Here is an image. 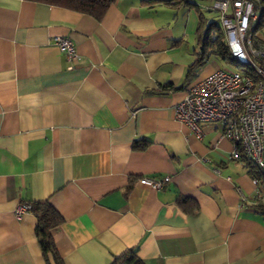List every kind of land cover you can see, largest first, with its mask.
Here are the masks:
<instances>
[{"label":"crops","instance_id":"crops-1","mask_svg":"<svg viewBox=\"0 0 264 264\" xmlns=\"http://www.w3.org/2000/svg\"><path fill=\"white\" fill-rule=\"evenodd\" d=\"M185 1L117 0L98 20L0 0V264H48L36 217L14 214L33 201L64 217L51 233L65 264L130 249L144 264H264L246 163L219 123L196 138L175 116L188 87L221 69L211 56L187 73L200 18L220 24L214 0ZM58 36L76 45L72 70ZM137 139L150 144L134 150ZM164 176L158 190L138 182Z\"/></svg>","mask_w":264,"mask_h":264},{"label":"built area","instance_id":"built-area-1","mask_svg":"<svg viewBox=\"0 0 264 264\" xmlns=\"http://www.w3.org/2000/svg\"><path fill=\"white\" fill-rule=\"evenodd\" d=\"M257 0H214L210 8L217 12L224 42L234 68L218 69L191 84L183 100L175 106L177 120L184 123L196 138L202 136L204 123H219L222 134L232 143L231 157L264 169V42L257 39L253 23ZM74 69L79 54L67 37L54 38ZM162 178H140V184L154 190L169 182ZM256 199L264 198V186L252 177ZM241 200L245 198L241 195ZM22 202L14 210L17 218L30 211Z\"/></svg>","mask_w":264,"mask_h":264},{"label":"trees","instance_id":"trees-1","mask_svg":"<svg viewBox=\"0 0 264 264\" xmlns=\"http://www.w3.org/2000/svg\"><path fill=\"white\" fill-rule=\"evenodd\" d=\"M40 1L50 5L61 6L69 9L76 10L81 13L89 14L96 19L100 20L106 14L108 8L117 0H33ZM164 3H170L173 0H160ZM185 4L191 5L188 1L180 0ZM152 2V0H148ZM254 11L257 13L258 18L253 23L254 32L256 33L264 27V0H257L254 4ZM204 23L203 18L199 20V26L197 28L198 41L200 43V49L196 53L195 61L188 68L187 73L190 74L194 70L202 67L206 61L215 56L218 59L226 62H233L232 58L227 50L224 42V35L221 27L215 22L211 21L207 24ZM205 26V27H204ZM261 41V40H260ZM264 41V40H262ZM171 89H177L179 87H172ZM150 142L145 139H137L133 142L132 148L134 150L144 151ZM251 177L257 179L262 186H264V169H260L250 162H246ZM264 195V190H262ZM187 198H179L177 203L183 209L184 204L188 202ZM30 211L37 219L36 234L40 242L42 251L48 264H65L60 256L54 238L51 231L64 223V217L48 202V201H33L30 202ZM197 204L192 205L191 208H196ZM254 207L261 214H264V198L258 200ZM111 264H144V262L137 256L136 249H130L119 256H115Z\"/></svg>","mask_w":264,"mask_h":264},{"label":"rangeland","instance_id":"rangeland-1","mask_svg":"<svg viewBox=\"0 0 264 264\" xmlns=\"http://www.w3.org/2000/svg\"><path fill=\"white\" fill-rule=\"evenodd\" d=\"M257 37L259 38V40H261V42H264L262 40H264V27L261 28V30H259L257 32ZM215 61V63L218 65V67L222 68H234L235 64L234 62H226V61H222L218 58L213 59Z\"/></svg>","mask_w":264,"mask_h":264}]
</instances>
